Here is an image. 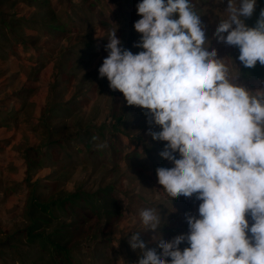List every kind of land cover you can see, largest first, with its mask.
<instances>
[{
	"label": "clouds",
	"instance_id": "1",
	"mask_svg": "<svg viewBox=\"0 0 264 264\" xmlns=\"http://www.w3.org/2000/svg\"><path fill=\"white\" fill-rule=\"evenodd\" d=\"M256 5L228 0L214 34L218 43L239 49L246 68L264 66V9L254 27L244 19ZM137 14L141 36L133 46L143 50L123 47L112 30L99 77L122 92L128 106L146 109L147 134L167 142L160 155L174 167L156 169L163 191L171 200L201 201L199 218L186 214L188 233L154 238L159 253L134 231L129 244L141 250L137 264H264V90L238 83L231 59L209 50L193 0H142ZM139 217L145 231L162 222L156 208L141 209ZM182 243L188 247L181 250Z\"/></svg>",
	"mask_w": 264,
	"mask_h": 264
},
{
	"label": "rangeland",
	"instance_id": "2",
	"mask_svg": "<svg viewBox=\"0 0 264 264\" xmlns=\"http://www.w3.org/2000/svg\"><path fill=\"white\" fill-rule=\"evenodd\" d=\"M32 1L34 0H0V56L4 61L11 56V52L13 55L17 54L15 48L18 45L12 39L23 34V25L27 26L29 22L35 24L33 17H37L41 9L38 6L34 10L27 9L26 4H31ZM126 1L142 2L61 0L55 3L62 8L59 14L61 13L63 19L72 16L81 25L78 17L81 12L80 15L83 13L91 20L90 24L81 26V29L71 22L68 23V31L59 34V37L60 44L66 46L62 54L68 57L70 53L78 54L77 57L82 60L73 63L70 59L68 66L76 68V64L83 62L79 67L83 66L85 70L88 68L89 75L94 77V81L88 83L91 85L89 96L94 97L99 87L97 93L100 101L95 108L101 113L98 127H106L102 130L105 131L106 138H99L104 141H98L97 144L103 143L106 147L98 148L101 155L90 153L87 157H82V154H76L78 159L75 166L72 165V170H77L76 176L81 177L73 185L54 183V180H58L56 171L46 177H51L52 181H45L46 178H43L32 185L29 181L17 185L0 170V264H137L141 258V250H133L129 244L134 231H141V239L146 242L147 248H156L159 253L162 249L158 247V239L154 238L171 241L177 235L188 233L186 214L199 218L198 208L201 201L196 200L195 196H181L171 200L163 191V186L158 183L156 169L172 167L160 155L167 142L156 141L147 134L150 127L145 115L147 110L128 106L123 93L113 91L107 78L99 77L98 69L108 55L105 45L112 30L117 29L116 34L123 47L136 54L143 50L133 46L139 41V33L133 30L134 26H130L129 22L139 15L135 12V15L129 14L130 21L126 19V13L132 10ZM193 3L206 26L209 50L214 48L218 51L219 58L231 59L233 71L238 73V83L253 92L264 90L263 80L241 78L242 63L238 59L240 54L237 47L218 43L215 38L218 24L227 15L225 11L228 0H193ZM115 14L119 17L118 20L115 19ZM259 14L256 5L253 16L244 18L245 23L254 27ZM46 15L45 13L43 16ZM82 21L84 23L83 19ZM9 25L16 27L18 34L8 31ZM75 33L79 41L76 44ZM72 34L74 35L71 39ZM58 40L59 38L48 39V48L51 49L52 44ZM87 43H93L91 48H87ZM11 47L12 51H9ZM81 53L86 56L81 57ZM151 127L153 131L161 130L155 124ZM70 177H73L71 173ZM78 189L96 195L88 199L90 203L80 200L77 202L80 208L75 205L66 211H61L60 206L52 204L53 199L65 198L67 192H76ZM12 191H19L17 197L7 200ZM117 200L121 205L122 215L114 221L108 218L105 210H113ZM47 202L51 205L48 212L36 207L37 204ZM88 204L92 208L90 213L86 210ZM143 208H156L159 212L162 222L155 231H145L139 217V211ZM98 214H101L99 220ZM37 227L41 229L33 232L38 237L32 238L28 235V229ZM107 227H111V231L106 232ZM60 231L66 232L63 243L70 250L71 260H66L63 254L56 253L52 247L51 242L57 239L56 234ZM185 247H188L186 243L180 245L181 250Z\"/></svg>",
	"mask_w": 264,
	"mask_h": 264
},
{
	"label": "crops",
	"instance_id": "3",
	"mask_svg": "<svg viewBox=\"0 0 264 264\" xmlns=\"http://www.w3.org/2000/svg\"><path fill=\"white\" fill-rule=\"evenodd\" d=\"M60 1L37 0L26 4L27 9L34 10L37 6L41 9L38 16L33 17L35 24L23 25L21 36L16 27L9 25L8 31L18 34L12 42L21 48H15L17 54L11 52L6 61L0 56V170L17 185L28 181L32 185L53 171L58 173L54 183L75 184L81 177L76 176L77 170H72L78 159L76 154L82 157L90 153L101 155L96 145L104 141L99 138H106L102 131L106 127H98L101 113L95 108L100 101L99 87L94 97L89 96L91 85L88 83L94 81V77L89 75L88 68L79 67L83 62L76 64V68L68 66L70 59L73 63L81 59L78 54L70 53V57L62 54L66 46L60 44L59 34L64 31L49 27L56 20L64 24L66 31L70 22L81 29L91 20L85 21L81 12L78 13L81 25L72 16L63 19L59 14L62 8L55 4ZM45 13L48 16L44 17ZM54 13L57 14L55 19ZM76 33L75 44L79 43ZM57 38L59 40L49 49L48 39ZM92 44L87 43V48ZM48 179L52 181L51 177L45 181ZM17 192L12 191L7 200L17 197Z\"/></svg>",
	"mask_w": 264,
	"mask_h": 264
},
{
	"label": "trees",
	"instance_id": "4",
	"mask_svg": "<svg viewBox=\"0 0 264 264\" xmlns=\"http://www.w3.org/2000/svg\"><path fill=\"white\" fill-rule=\"evenodd\" d=\"M34 1H37V0H34ZM45 1V0H44ZM127 2V1H126ZM127 3L130 4V9L131 12H129L128 14L126 13V16H127V20L130 21V18L132 15H135L133 13L137 12L136 8H137V2H130L128 1ZM257 5H258V8H259V11H261L262 9H264V0H257ZM93 6V5H92ZM131 16H130V15ZM57 14L54 13V19L56 18ZM178 15V14H177ZM60 17V16H58ZM82 17L85 21H88V16H86L85 14H82ZM52 18V19H53ZM142 17L139 16V17H136L135 20L133 19V21L129 22L130 26H134V23L136 21H138L139 19H141ZM115 19L118 20L119 17L115 14ZM256 25V24H255ZM49 27L52 29V30H58V31H66L67 29H65V26L64 24L62 23H57L56 20H53V22L51 24H49ZM134 31L135 28H133ZM130 33H131V30H130ZM134 36V34H132ZM140 36L141 34L139 33L138 34V38L140 39ZM128 49V48H127ZM133 49V48H132ZM135 50V49H133ZM238 52H239V49L237 48ZM133 52V51H132ZM136 54V53H134ZM240 54V52H239ZM240 75H241V78L244 79V80H263L264 81V66L260 65L259 62L257 63V65L254 67V68H246L244 67L243 65L241 66L240 68ZM144 118V117H143ZM177 158H179V154L177 153ZM171 163V162H170ZM171 167H174V165L171 163ZM103 193H104V190H103ZM93 195H96V194H89L87 192H84V191H81L80 189H78L76 192H71V193H67L66 197L65 198H62V199H53L51 202L53 205H58L61 207V211H66L67 208H71L73 206H77L78 203L80 200L82 202H85V203H90V201H88V199L90 197H92ZM85 197V198H84ZM50 202H47V204L45 203H40V204H37V208L40 209V210H43L44 212H48L49 211V205ZM77 208H80L79 206H77ZM121 205L120 203L118 202V200L116 201V205L115 207L113 208V210H105V213L106 215L108 216V218L111 220L113 219L115 221L116 218L119 219V216H121L122 214V211H121ZM86 210L90 213L92 212V208H91V204H88ZM86 211V212H87ZM87 212V213H88ZM88 213V214H89ZM101 214H98V220H99V217H100ZM91 220L93 219V217L90 218ZM117 219V220H118ZM110 220V221H111ZM41 228H30L28 229V235H30L32 238H37L38 235L35 234L33 231H36L39 230ZM58 231V230H57ZM111 231V227H107L106 228V232H109ZM102 232H105L104 230ZM56 235H58L57 239L52 241V247L53 249L55 250L56 253L58 254H63L62 256L64 258H66V260H71L70 259V250L68 248H66V244H64L63 240H64V237L66 236V232H58ZM103 239V238H101ZM105 241H108L106 238H105Z\"/></svg>",
	"mask_w": 264,
	"mask_h": 264
}]
</instances>
